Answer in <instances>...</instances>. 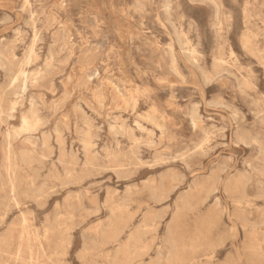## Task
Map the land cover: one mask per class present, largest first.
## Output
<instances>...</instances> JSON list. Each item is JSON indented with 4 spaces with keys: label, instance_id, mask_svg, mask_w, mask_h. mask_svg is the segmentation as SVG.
I'll use <instances>...</instances> for the list:
<instances>
[{
    "label": "rangeland",
    "instance_id": "obj_1",
    "mask_svg": "<svg viewBox=\"0 0 264 264\" xmlns=\"http://www.w3.org/2000/svg\"><path fill=\"white\" fill-rule=\"evenodd\" d=\"M263 66L264 0H0V264H264Z\"/></svg>",
    "mask_w": 264,
    "mask_h": 264
},
{
    "label": "bare ground",
    "instance_id": "obj_2",
    "mask_svg": "<svg viewBox=\"0 0 264 264\" xmlns=\"http://www.w3.org/2000/svg\"><path fill=\"white\" fill-rule=\"evenodd\" d=\"M126 28V27H125ZM53 61V60H52ZM264 67V66H263ZM15 78V77H14ZM65 85V84H64ZM14 87V86H13ZM21 95V94H20ZM10 100V99H9ZM31 100V99H30ZM1 120V119H0ZM26 120V119H25ZM23 121V120H22ZM26 123V122H25ZM29 125V124H28ZM17 134V133H16ZM15 135V134H14ZM8 136V135H7ZM10 147V146H9ZM14 148V147H13ZM66 151V150H65ZM60 156V155H59ZM10 168V167H9ZM18 196V195H17ZM72 201V200H71ZM69 203V202H68ZM34 212V211H33ZM11 225V224H10ZM47 234V233H46ZM9 256V255H8Z\"/></svg>",
    "mask_w": 264,
    "mask_h": 264
}]
</instances>
